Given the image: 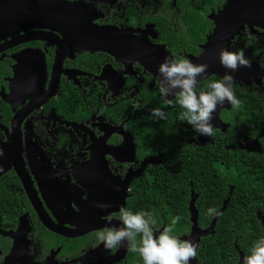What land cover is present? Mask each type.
<instances>
[{
	"label": "flooded vegetation",
	"instance_id": "flooded-vegetation-1",
	"mask_svg": "<svg viewBox=\"0 0 264 264\" xmlns=\"http://www.w3.org/2000/svg\"><path fill=\"white\" fill-rule=\"evenodd\" d=\"M228 1L0 0V264H143L127 241L106 249L97 233L122 226L121 207L144 212L158 174L185 170L192 147L221 158L212 146L232 126L233 107L217 112L212 136H190L189 124L179 117L185 109L175 111L176 98L159 91L156 73L165 59L153 62L132 53L144 43L191 61L188 55L200 56L215 28L211 15ZM196 7L212 24L203 41L187 25L196 19ZM42 11L53 14L42 20ZM256 29L243 32L264 33ZM99 30L111 31L120 43L118 55L75 48L79 37L103 36ZM258 41V47L249 45L247 59L264 67V39ZM191 45L198 51H190ZM237 84L264 95V78L261 85L234 83V94ZM153 108H161L166 119L152 118ZM226 139L238 141L226 149L264 154V129ZM245 140L253 141L249 149L239 145ZM184 192L191 220L190 201L198 195L193 188ZM258 218L264 238V214ZM152 227L154 233L163 230ZM190 233L191 227L177 238ZM140 240L138 235L137 245ZM234 247L235 254L216 255L215 264H243L237 240Z\"/></svg>",
	"mask_w": 264,
	"mask_h": 264
},
{
	"label": "trees",
	"instance_id": "trees-1",
	"mask_svg": "<svg viewBox=\"0 0 264 264\" xmlns=\"http://www.w3.org/2000/svg\"><path fill=\"white\" fill-rule=\"evenodd\" d=\"M193 12L196 13V19L192 23L187 22V25L191 35L197 37L198 41H203L204 33H208L212 27L211 21L199 8H194ZM261 32L260 35H253L248 30L243 32L238 36L233 52L243 51L247 58L249 45H261L258 41L264 39V33ZM177 35L182 38L181 34ZM241 43H245L244 50ZM189 50L198 51V48L191 45ZM217 81L223 82V79L213 75L203 80L195 88L196 93L209 91L210 84ZM234 88L240 107L232 109L233 115L228 117L232 126L227 133H222V140L212 146V152L219 153L222 157L216 159L213 155L203 154L192 147L185 170L182 166L171 174L166 171L158 174V185L154 183L151 187L153 194L143 208L144 212L152 213L157 229H164L171 224L174 217H180L173 227V234L171 233L175 237L189 231L191 227L189 197L184 190L191 194L193 188L198 195L196 204L200 211L199 223L202 227L208 226L216 216L209 215L208 209H216L219 213L216 232L203 238L198 248L201 264L217 263L215 256L220 253L235 254V240L249 256L255 244L263 238V225L258 213L264 214V154L246 153L238 147L235 150L226 149L225 145L238 142L230 141L226 137L238 136L240 139L244 135L256 136L264 129V95L244 90L241 84ZM174 110L182 111L183 108L175 106ZM189 130L190 136H193L195 130L191 125ZM262 144L264 149V140ZM183 182H188L189 188H181ZM232 184L234 189L230 192ZM226 199L227 204L221 210Z\"/></svg>",
	"mask_w": 264,
	"mask_h": 264
},
{
	"label": "clouds",
	"instance_id": "clouds-1",
	"mask_svg": "<svg viewBox=\"0 0 264 264\" xmlns=\"http://www.w3.org/2000/svg\"><path fill=\"white\" fill-rule=\"evenodd\" d=\"M220 62L223 67L236 71L240 67H250L249 60L243 51L230 52L221 50ZM206 64H193L188 59H169L159 66L160 76L159 91L164 97L174 96L176 103L185 111L181 115L201 136H212V114L218 105L225 102L233 108L240 107V101L232 90L233 77L226 75L223 82L217 81L210 84L207 92L196 93L197 78L207 71ZM172 106L173 101L169 100ZM151 117L166 119L161 108L151 109ZM209 215L217 214L214 208L208 209ZM121 227L105 228L97 233V239L104 244L106 249H113L118 245L128 242L129 250L138 252L143 264H190L197 256V245L191 240H181L173 235V227L179 222L180 217H174L171 224L158 235L154 234L153 225L156 221L150 212L133 213L126 208L119 210ZM109 223H111V218ZM141 237L139 245L136 237ZM243 264H264V238H261L252 250V254L243 258Z\"/></svg>",
	"mask_w": 264,
	"mask_h": 264
},
{
	"label": "water",
	"instance_id": "water-1",
	"mask_svg": "<svg viewBox=\"0 0 264 264\" xmlns=\"http://www.w3.org/2000/svg\"><path fill=\"white\" fill-rule=\"evenodd\" d=\"M42 6L44 5L42 4ZM65 9L66 8H63V10ZM49 14H53V12L42 11V20H47ZM211 18L215 21L216 25L212 34L208 37L207 43L203 45V53L200 56L188 55L193 64H206L208 66L206 73L197 78V85L199 82L211 75H216L222 78L226 75H230L233 77L232 85L237 82L249 85L253 80L258 85H261L262 79L264 78V67H262L258 62L249 61L250 67H240L236 71H231L222 66L220 62V52L221 50H228L232 52L231 49L233 40L236 36L240 35L246 27H248L253 33L257 32L256 27L264 29V0H229L224 8L218 13H213ZM99 31L103 32V36H98L95 39L83 40L82 37H79L80 39L77 43L78 46H75V48H77L78 51L85 49L104 50L118 55L120 52V43L109 33L111 31L107 32V34H104L106 33V30ZM154 52H159V55L164 56H162L160 60ZM132 54L134 56L139 55L141 58L148 55V59L153 62H156L157 60L162 62V60L166 58L173 59L165 50H160V48H158L152 51L149 49L148 45L144 43L137 44V47ZM150 69L153 71L155 70V68ZM156 75L159 76V73H156ZM223 107L231 108V104L225 102L224 104L217 106L215 112L212 114V124L214 123L217 112ZM220 123L223 125V129L225 130L227 124L222 121H220ZM225 206L226 204L223 209ZM190 213L192 223L191 233L183 236L182 239L194 242L197 245L198 250L201 238L215 233L219 214L213 219L207 228H202L199 224V211L196 206V198L193 196L190 201ZM160 232V230L155 231L154 234L158 235ZM240 256L241 261L243 262V258L245 256L242 251H240ZM190 264H198V257L196 256L192 259Z\"/></svg>",
	"mask_w": 264,
	"mask_h": 264
},
{
	"label": "rangeland",
	"instance_id": "rangeland-1",
	"mask_svg": "<svg viewBox=\"0 0 264 264\" xmlns=\"http://www.w3.org/2000/svg\"><path fill=\"white\" fill-rule=\"evenodd\" d=\"M253 141L252 140H245L244 142L240 143L239 145L245 149H249V145L252 146ZM256 148V147H255ZM257 149V148H256ZM254 149V150H256Z\"/></svg>",
	"mask_w": 264,
	"mask_h": 264
}]
</instances>
